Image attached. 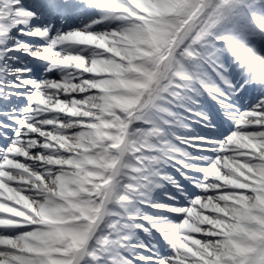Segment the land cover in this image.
I'll list each match as a JSON object with an SVG mask.
<instances>
[{
    "label": "clouds",
    "instance_id": "9594fccd",
    "mask_svg": "<svg viewBox=\"0 0 264 264\" xmlns=\"http://www.w3.org/2000/svg\"><path fill=\"white\" fill-rule=\"evenodd\" d=\"M105 2L115 7L93 10L86 22L70 32L45 36V43L31 52L44 65V74L34 80L16 136L26 127L46 141L39 145L42 152L28 151L37 147L35 140L27 148L14 141L28 160L12 173L13 179L26 181L16 191L29 202L27 222L40 237L31 243L66 253L60 257L66 264H109L113 257L118 264H136L157 237L171 249L170 255L160 257V264L186 259L189 245L202 255L203 245L219 253L217 245L227 237L208 234L218 223L234 224L229 212L237 205L223 199L227 193L208 191L222 185L198 161H210L211 169L221 157L189 150L203 137L184 115L195 112L198 103L190 94L187 67L197 58V45L209 42L212 35L204 23L206 9L202 11L197 0H184L182 8L161 15L155 5L170 6L177 0ZM10 39L4 34L0 42ZM48 73L62 75L53 79ZM73 74L78 83L69 79ZM61 90L87 93L78 101L83 107H69V101L60 99ZM33 111L50 115L36 121ZM57 113L90 117V127L82 130L78 125L83 120L62 119ZM45 125L57 127L45 132ZM232 137L241 144L247 140L237 130L215 143L226 147L235 142ZM173 169L188 179L186 188L195 184L199 190L187 205L171 194L182 184ZM190 169L203 172L202 178L191 180L186 171ZM225 175H233L231 168ZM247 204L255 207V198L249 195ZM221 208L226 211L217 214ZM257 215L264 218V208ZM251 228L264 232V226ZM196 229L203 234L200 244ZM231 241L225 252L237 253L256 243L242 229L231 233Z\"/></svg>",
    "mask_w": 264,
    "mask_h": 264
},
{
    "label": "snow or ice",
    "instance_id": "6c2138e0",
    "mask_svg": "<svg viewBox=\"0 0 264 264\" xmlns=\"http://www.w3.org/2000/svg\"><path fill=\"white\" fill-rule=\"evenodd\" d=\"M197 4L202 11L206 9L204 23L212 32L209 42L197 45V58L187 67V75L192 78L190 94L198 102L193 113L197 123L215 129L217 117L222 114L232 122L230 133H233L238 130V121L244 118L258 122L239 131L256 133L257 142L251 148H264V71L258 70L264 65V0H197ZM183 6L184 0H177L173 5L157 4L155 8L162 15ZM114 7L105 0H0V37L4 34L12 37L6 43L0 42V168L8 169L0 171V264H66L60 259L66 253L49 252L31 243L40 237L27 222L29 202L8 182H26L12 176V170L23 169L22 159L27 156L14 144V138L20 127L21 106L27 104L34 80L41 75V65L35 63L31 52L45 43V36L57 31L70 32L86 22L93 10ZM48 28L51 32L45 31ZM216 138L213 135L201 142L215 149L219 147ZM232 139L238 142L236 137ZM209 154L214 159L218 153L209 150ZM254 155L260 157L258 164L250 161L235 165L232 176L225 175L229 171L226 164L208 169L210 161H198L209 175L216 176L215 183L222 185L215 191L227 193L223 199L237 205L229 212L235 223H218L214 232L208 234L209 238L217 234L227 237L218 243L219 253L211 245H203L202 255L189 245L188 257L178 264H191L193 259L197 264H224L226 260L231 264H264V232L251 228L253 224L264 226V218L257 215L264 208V153ZM202 176L203 172L194 169L190 179ZM187 183L188 179L184 180L173 194L179 196L182 205L191 203L200 194L195 184L186 188ZM225 184L229 187H223ZM249 195L255 198V207L247 204ZM225 211L221 208L217 214ZM236 229L247 232L256 241L255 246L237 253L231 249L225 252L233 243L231 233ZM202 235L195 230L197 244L201 243ZM142 252L143 258L136 264H160V257L170 255L171 249L157 237ZM109 264H118V257H113Z\"/></svg>",
    "mask_w": 264,
    "mask_h": 264
},
{
    "label": "rangeland",
    "instance_id": "374dc122",
    "mask_svg": "<svg viewBox=\"0 0 264 264\" xmlns=\"http://www.w3.org/2000/svg\"><path fill=\"white\" fill-rule=\"evenodd\" d=\"M258 70L264 71V65H261L258 68ZM60 99L62 101L64 100V98H60ZM193 113L194 112H185L184 115H185V117L188 118L189 123H192V125L195 128H197V130H202L203 132H205L204 134L200 135L201 137H204L205 139H207V138H210L214 135L217 138H223L224 136L230 134V131L232 130V122L225 120L223 118L222 114L217 117V123H216L215 129H206V128H204L202 123H197V118ZM59 116L62 119L78 120V119H74V118L63 117L64 114H60ZM253 123H258V122H253V121L248 120L247 118H244V119L238 121L237 128H238V130L243 129V128L248 127L249 125H251ZM80 129L87 131L86 128H80ZM16 131H17V129H16ZM240 132H243V131H240ZM243 133H245L247 136V140L243 144H241V142L238 140V142L235 141L234 143L228 144L226 147H217L215 149H211V146L209 144H205L202 142H195V144L198 145V147L193 149V150L199 151L196 155H198V154L202 155V154H209L208 152H205L204 150L202 151L201 149H203V148H206V149L209 148L210 150H213V151L221 149V151L219 152V155H222L223 159H225L226 161L231 162V170H233V166H235V165L245 164L246 162L252 161L250 158H252V159L254 158V161L258 164L260 162V157L258 155H254V153L258 154L260 152V149L259 148L252 149L250 146L252 143L257 142V140L255 139L257 134L254 132H243ZM36 139L39 140V137H36ZM28 140H30V139L24 137L22 135V132H21V135L19 137L15 136V138H14V141L16 142L17 145H23L25 148L28 145ZM244 145H248V147H244ZM242 158H247V159H242ZM27 160H28L27 158H23L22 162H26ZM177 167H179V165H177ZM201 167H203V166L201 165ZM5 170H8V169L0 168V171H5ZM14 171H20V170H12V173H14ZM173 172H175V171H173ZM178 174L179 173H175L177 179L181 180V182L183 183L184 178L181 177L180 175L178 176ZM8 182L13 184L15 187L17 185L23 183V182H13V181H8ZM175 191L176 190H174L171 194L173 195L175 193ZM177 198H179V196H177ZM165 199H167V197H165Z\"/></svg>",
    "mask_w": 264,
    "mask_h": 264
},
{
    "label": "bare ground",
    "instance_id": "6f19581e",
    "mask_svg": "<svg viewBox=\"0 0 264 264\" xmlns=\"http://www.w3.org/2000/svg\"><path fill=\"white\" fill-rule=\"evenodd\" d=\"M29 60H31V57H29ZM35 63H38V64L41 65V75L44 74L43 73V67H44V65L41 63V61L38 60V59H36ZM69 71H71V70H69ZM98 74H100V73H98ZM47 75L50 78H53V79H60L62 74L61 73H48ZM69 79L74 84L79 82V80L76 78L75 74H73L72 76H70ZM33 88L35 90V86L34 85H33ZM59 95H60V98H64L63 101H69L70 102L69 103V107L75 106L76 109L79 110L83 106L80 105V104H78V101H80V99L82 98V96L87 95V93H76V92L61 90V92H60ZM28 103H29V100L27 99V104ZM36 103H37L36 101H33V107L34 108L36 106ZM27 104L21 106V109H20L21 112H20L19 120L24 118L23 109L27 106ZM60 114H64L63 117H69V118H74V119H78V120H83V122L78 125L79 128H86V129H88L90 127V124L87 122L88 120L91 119L90 117H78V116L72 115L71 113H57V115H60ZM45 115H50V114L44 113V114H41V115H37L35 111H33L31 113L32 118L34 120H36V121H39V120L44 119ZM19 120H18V123H19ZM37 126H39V125H37ZM54 127H57V125H45V126H43V129L42 130L45 131V132H50V131L53 130ZM197 132H198L199 135H202V134L205 133L202 130H197ZM22 135L24 137L30 139V140H28V145L31 144L33 140H35V141L38 142L37 147L28 149V151H30V152H36V151H41L42 152V151H44V149L41 148V147H39V145H43L45 143V141H46V138L44 136H41L39 134V132H28L27 128L25 127L24 130L22 131ZM191 135H196V133H191ZM36 137H39V140L36 139ZM204 140H206V139L203 137V139H196V140H194L193 143H195V142H201V141H204ZM49 143L52 144V145H55L56 142L55 141H49ZM205 144H208V143H205ZM26 148H27V146H26ZM189 150L190 151H193L194 155H196L199 152V151H196V150H193V149H189ZM201 150L202 151L204 150L205 152H208L209 153V150L210 149L209 148L208 149L203 148ZM211 151H213V150H211ZM220 151H221V149H218V150L215 151V152L218 153L217 156H220L221 157L219 163L222 164V165H225L226 164V165L230 166L229 167V169H230L231 168V162H228L225 159H223L222 155H219V152ZM23 158H27L28 159L27 156L26 157H23ZM250 159L252 161H254V158L253 159L250 158ZM41 164H43L42 161H41ZM173 171H175V169H173ZM186 171H187L188 174L191 175L193 170L190 169V170H186ZM178 176H179V174H178ZM210 178H215V177L213 176V177H210ZM221 183H223V182H221ZM208 191H215V189H209Z\"/></svg>",
    "mask_w": 264,
    "mask_h": 264
}]
</instances>
